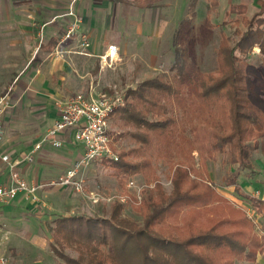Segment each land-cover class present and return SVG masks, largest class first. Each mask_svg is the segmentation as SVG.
I'll return each mask as SVG.
<instances>
[{
    "label": "trees",
    "instance_id": "16d2710c",
    "mask_svg": "<svg viewBox=\"0 0 264 264\" xmlns=\"http://www.w3.org/2000/svg\"><path fill=\"white\" fill-rule=\"evenodd\" d=\"M164 1L134 0L147 8ZM256 1L260 9L250 19L247 5L231 3L230 12L241 14L232 24L244 29L234 30L237 38L222 34L216 70L195 66L185 49L179 51L183 57H175L172 76L154 77L125 94L126 103L117 111L136 128L128 134L138 146L119 152L120 159L111 163L127 179L142 172L146 176L154 160L169 156L173 189L167 194L157 182L143 191L141 202L135 196L127 204L116 202L109 218H59L55 241L80 251L67 264H236L255 262L264 252V235L257 234L253 219L243 209L223 204L212 184L175 160L178 152L197 150L202 159L222 154L230 165L245 167L260 146L264 75L250 57L256 48L264 56V0ZM218 4L211 0L208 11ZM51 42L49 50L58 40ZM130 155L136 162L128 160ZM229 183H236V176ZM246 199L257 212L264 211V198L248 194ZM127 205L141 213V225L123 217Z\"/></svg>",
    "mask_w": 264,
    "mask_h": 264
},
{
    "label": "rangeland",
    "instance_id": "374dc122",
    "mask_svg": "<svg viewBox=\"0 0 264 264\" xmlns=\"http://www.w3.org/2000/svg\"><path fill=\"white\" fill-rule=\"evenodd\" d=\"M218 1V6L211 11H208V4L211 0H165L164 5L156 8H143L139 3H133L131 0L120 1L116 6L115 14L110 18L102 17L101 23L104 27V37L118 44H123V42L127 44L129 60L133 62L130 65L131 69H128L131 72H125L127 61L126 65L123 66L121 65L122 59L114 67L104 68L100 61L99 73L106 76L105 81L100 82L95 76L88 82V88L85 89L78 82L77 78L79 79L80 75L76 71L77 77L73 75L71 79L72 86L77 87L76 90L71 96L60 97L57 101L66 100L80 92L88 93L91 90L106 95L126 94L130 90L141 87L144 82L154 77L164 75L170 77L174 72L171 69L176 55L183 57V55H179V51L183 52L185 49L192 58L191 60H194L195 66L203 71L216 70L218 68L217 48L222 34H230L237 38L238 36L233 34L234 30L237 27L241 30L244 29L243 24L236 27L232 24L234 19L241 18V14L230 12L231 3H241L243 0ZM248 2L249 9L246 15L250 19L260 7L255 0H248ZM14 7V0H0V12H11V14L8 13L10 15L7 19H12ZM43 8L48 7L44 4ZM8 36H13V33H6L5 42L3 43L2 38V44L0 42V47H5L7 52L11 47ZM36 43L38 42L34 39L31 47ZM18 45L17 50L22 53L28 51L25 38H23L22 44ZM74 53L81 55L78 52ZM250 61L255 63L264 75V56L258 48L251 55ZM24 67V64L13 65L9 58L0 57V97L8 95L12 100V106L3 116V124L8 132L7 135L13 137L19 134L22 136L23 143L28 144L35 139L33 130L28 127V122L34 118V115L26 108H32V106L43 101L36 96H19L21 83L27 82L33 74V68L25 69L20 81H14L17 71ZM192 122L193 124L198 122L197 116L192 117ZM109 130L112 133L114 147L119 152H128L138 146L135 139L128 134L129 131H135L136 128L132 124H125L121 113L118 111L110 116ZM9 147V145L5 146V149L10 150L12 148ZM181 153H176L177 158L175 157V160L186 162L188 166L194 169L193 174L200 173V176L212 184L223 198V204L227 205L228 203L233 207L243 209L250 217L253 216L251 218L255 222L254 229L258 235L263 236L264 231L257 223L260 218H258L256 211L254 214L253 211L248 213L247 206H253L246 199L248 195L246 191H259L261 197L264 196V182L260 181L264 179V137L260 141V146L252 151L250 160L245 167L230 165L222 154L218 155L216 159L208 157L202 159L197 150H194L191 155L186 150L181 151ZM186 153L187 155H185ZM170 159L169 156L157 158L146 176L142 172L129 175L127 179L123 178V173L113 163L97 161L92 167L93 169H90V166L87 168V192L98 187L103 194L115 195L116 197L120 195L135 196V189L128 187V181L133 179L141 188L142 197L143 191L154 189L157 182L169 194L173 189V172ZM128 160L136 162L133 155H130ZM231 176H236V183H229ZM258 179L260 182L257 181ZM81 201L83 207L76 209L72 215L84 214L91 217L109 218L112 215L114 204L120 202L116 198L111 202L93 203L87 197L82 198ZM48 211L50 213H47L48 221L45 225L47 238L43 240L42 244L38 243L41 245L36 244L33 240H20L18 235H12L8 229H3L0 231V255L1 253L9 254L13 258L14 264H67V260L78 258L80 256L79 250L57 243L54 237L55 230L53 231V228L59 226V218L68 215L61 214L62 212H53L52 209ZM122 215L137 225H141L143 222L141 213L130 205L124 208ZM20 227L21 225L18 224V228ZM11 246L20 247L15 255L8 251V247ZM238 264H264V252L258 255L255 262L244 261Z\"/></svg>",
    "mask_w": 264,
    "mask_h": 264
},
{
    "label": "crops",
    "instance_id": "0c3cea01",
    "mask_svg": "<svg viewBox=\"0 0 264 264\" xmlns=\"http://www.w3.org/2000/svg\"><path fill=\"white\" fill-rule=\"evenodd\" d=\"M14 1L15 10L11 16L13 20L7 19L11 14L10 11L0 12L1 44L2 41L4 43L6 40V33H13V36H8L11 47H9L8 52L5 47H0V57L9 58L13 65H25L23 69L17 71L14 81H20L25 69L33 68V74L29 80L21 83L19 96H36L43 101L32 106V108H26L34 115V118L28 122V127L33 130V137H35L32 142L24 144L21 139L22 136L19 134L13 137L7 135L8 132L3 124L4 134L0 142V154H9L13 159H17L31 152L35 144L53 127L59 115L57 99L71 96L77 88L71 84V79L73 75L76 76V71L80 75L77 80L85 89L88 88V82L95 76L100 82L105 81L106 76L99 73L100 55L105 52L109 44L119 46L122 58L121 65H126L127 61L126 73L131 72L128 69L133 62L129 60L127 44L125 42L118 44L104 37V27L101 23V18L113 16L117 4L124 0ZM131 1L135 3L134 0ZM44 4L48 8H43ZM237 4H245L249 9L248 0H243ZM70 10L74 11L75 16L67 15ZM76 18L80 19L81 31L87 33L91 40V46L86 54L80 55L72 51L77 45L76 38L61 42L68 24ZM23 38L26 39L28 51L22 53L17 49L19 48L18 44H22ZM34 39L38 43L31 47ZM55 39L58 40V43L54 49L49 50L50 43H53L51 41ZM56 49H60L62 53L57 54ZM55 138L62 142L60 147L53 146L49 142L44 143L42 148L35 153L32 162L25 161L19 165L22 175L31 183H50L58 180L84 155V145L75 141L73 128L58 134ZM7 145L12 148L9 147L10 150L5 149ZM95 162L90 165V169H93ZM86 173L87 169L85 170ZM10 175V164L0 156V183L7 182ZM260 181L263 183L264 179ZM246 192L254 197H261L259 191L247 190ZM37 195L38 201L20 193L10 202H1L0 231L8 229L12 235H18L20 240H33L36 244H42L43 240L47 238L45 225L48 221L47 215L50 213L48 210L52 209L53 212H62L61 214L71 216L76 209L83 207L81 199L86 198L84 193L79 192L74 187L63 185H48L40 188L37 190ZM256 214L260 218L257 223L264 231V211H256ZM18 224L21 225L20 228H18ZM8 249L15 255L20 247L11 246ZM1 255L13 259L9 254L1 253Z\"/></svg>",
    "mask_w": 264,
    "mask_h": 264
},
{
    "label": "built area",
    "instance_id": "2783aa9c",
    "mask_svg": "<svg viewBox=\"0 0 264 264\" xmlns=\"http://www.w3.org/2000/svg\"><path fill=\"white\" fill-rule=\"evenodd\" d=\"M67 15L75 16V13L70 10ZM74 38L77 39V45L72 51L86 54L91 46V40L87 33L81 31L80 19L78 18L68 24L61 42ZM56 53L61 54L62 51L56 49ZM121 59L120 48L117 44H109L105 52L100 55L103 68L114 67ZM125 103V94L106 95L102 92H94V90L88 93L80 92L66 100L57 101L59 107L58 118L47 134L35 144L31 152L17 159H13L9 154H0L2 159L10 164L11 170L10 179L7 182L0 183V203L10 202L20 193H24L27 197L38 201L37 190L48 185L74 187L79 192L84 193L93 203H99L100 201L111 202L116 198L123 203L131 201L132 197L129 195L116 197L115 195L103 194L98 187L87 192L85 174V170L95 161L113 162L120 159V153L114 147L110 135L109 119ZM11 106V97L8 95L0 97V142L4 134L3 116ZM70 128L74 129L75 141L84 145V155L58 180L50 183H31L27 180L19 170V165L25 161L32 162L35 153L42 148L44 143L49 142L53 146L60 147L62 142L55 137ZM128 187L135 189V197L141 201L142 190L138 187L136 181L133 179L129 180ZM247 210L248 213L249 211H253V214L255 213L251 206L247 207ZM0 264L14 263L10 257L0 255Z\"/></svg>",
    "mask_w": 264,
    "mask_h": 264
}]
</instances>
